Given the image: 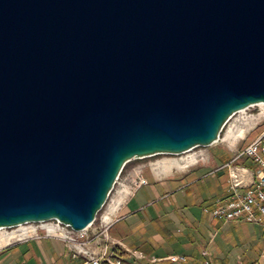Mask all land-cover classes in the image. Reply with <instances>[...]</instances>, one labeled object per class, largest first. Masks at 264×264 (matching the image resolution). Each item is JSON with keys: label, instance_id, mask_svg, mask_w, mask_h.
Here are the masks:
<instances>
[{"label": "water", "instance_id": "obj_1", "mask_svg": "<svg viewBox=\"0 0 264 264\" xmlns=\"http://www.w3.org/2000/svg\"><path fill=\"white\" fill-rule=\"evenodd\" d=\"M264 102V0H0V228L94 220L131 159Z\"/></svg>", "mask_w": 264, "mask_h": 264}, {"label": "crops", "instance_id": "obj_2", "mask_svg": "<svg viewBox=\"0 0 264 264\" xmlns=\"http://www.w3.org/2000/svg\"><path fill=\"white\" fill-rule=\"evenodd\" d=\"M222 161L208 170L201 164L193 166L184 173L165 176L164 180L156 168L144 173L143 184L119 205L118 215L109 229L111 243L119 252L122 264H200L199 251L205 245V232L211 235V230L218 232L229 224L246 223L223 225L202 213L203 206L209 207L226 191L228 175L224 164L227 160ZM256 226L257 234L264 237V226ZM132 249L157 260L154 263L139 260L131 254ZM172 253H183L186 258L182 262L171 261L167 256ZM233 261L236 264L239 258ZM0 264L89 262L84 257L73 256L61 239L41 235L0 246Z\"/></svg>", "mask_w": 264, "mask_h": 264}, {"label": "rangeland", "instance_id": "obj_3", "mask_svg": "<svg viewBox=\"0 0 264 264\" xmlns=\"http://www.w3.org/2000/svg\"><path fill=\"white\" fill-rule=\"evenodd\" d=\"M256 106L250 107L248 109V112H256L258 110V107ZM236 124L237 123H233L227 129V123L221 130L219 139L207 146H195L193 147V149L179 154H154L148 157L136 158L127 161L123 166L120 174L116 178L117 180L115 181L113 187L109 191L108 198L106 199L102 208L97 212L95 219L97 217L96 220H98V217L100 215L108 212L105 219H109L112 225L114 219L118 215L119 205L122 204L132 192L137 190V188L141 184H143V175L144 173H146V171L151 172L153 168H156L161 172V176L159 177L164 180L165 176L184 173L193 166H198L200 164L204 166L205 170H208V168L210 167H216L221 164L223 162L222 160L228 161L237 149L243 147V145H245L249 141V139L257 135L260 132L259 130L262 129V126H260L253 130L247 131V125ZM179 165L181 166L180 168ZM137 182H140L139 186L135 185V183ZM202 213L204 215L210 216L203 211V208ZM220 222L223 225L229 223H223L222 221ZM97 223L98 222L96 221V224ZM255 224L256 223L248 222L243 224H229L226 225L223 229L219 230V233L213 232L211 230V235L207 234V232L204 231L205 245L203 246L204 248L200 249L199 251L201 256L199 260L200 264H205V260L212 261L213 264H235L233 263V260L238 261V258L239 262H236V264H250L253 261L259 262V264H264V237L260 238V236L257 234L259 231H256L258 229L256 225L259 224ZM109 229L107 232V236L110 243L111 238L109 236ZM15 230L16 227L14 226L11 228H3L0 230V246L5 245L6 243L8 244L10 242H13L9 239V237L11 236L8 237V233H11ZM97 243L98 240L92 241L89 244L91 250L96 251V254L99 251V243ZM108 246L110 247L111 245ZM65 247L67 248L66 245ZM112 248V250H114V254L121 259L119 252L114 248L113 245ZM204 251L206 252L205 255L203 254ZM130 252L139 260L146 259L153 263L157 260V257L149 256V254L143 253L141 250L137 251L132 249ZM236 254H240L239 257L236 256ZM171 255H183L184 260L186 258L183 253H172L168 254L167 259H169V256ZM101 264L107 263L103 262ZM120 264L122 263L120 262Z\"/></svg>", "mask_w": 264, "mask_h": 264}, {"label": "built area", "instance_id": "obj_4", "mask_svg": "<svg viewBox=\"0 0 264 264\" xmlns=\"http://www.w3.org/2000/svg\"><path fill=\"white\" fill-rule=\"evenodd\" d=\"M235 112L228 120V127L237 122L246 124L248 130H253L262 126L260 132L237 149L233 156L224 164L227 170V186L222 196L216 197L211 205L203 207V211L219 221L256 223L264 226V105L258 107L256 112ZM226 123V124H227ZM243 161H249L248 164ZM136 186L140 182L135 183ZM108 212L93 220L89 227L76 231L68 224L61 223L53 218L48 221L25 222L27 232L22 234V230L16 227L18 240H25L26 237L41 235L57 237L61 239L73 256L80 255L90 264H120L121 259L112 250V241L109 243L107 236L111 225L105 218ZM96 221L98 222L96 224ZM52 226L49 229L47 226ZM13 227V226H11ZM10 227V228H11ZM7 229V228H5ZM89 231V232H88ZM91 231V232H90ZM104 239V240H103ZM98 240V252L91 250L89 244ZM108 245H111L110 247ZM205 255L206 252L204 251ZM171 261H182L184 256H169ZM205 264H213L212 261L205 260Z\"/></svg>", "mask_w": 264, "mask_h": 264}, {"label": "bare ground", "instance_id": "obj_5", "mask_svg": "<svg viewBox=\"0 0 264 264\" xmlns=\"http://www.w3.org/2000/svg\"><path fill=\"white\" fill-rule=\"evenodd\" d=\"M256 105H258V106H261V108H263V105H264V102H258V103H256V104H251V105H248V107L249 106H256ZM248 107H246V108H242V109H239V110H236V111H234V113L235 112H242L243 110H245V109H247ZM246 111V110H245ZM234 113L233 114H231L229 117H228V119L226 120V122L224 123V125L222 126V128H221V130L223 129V127L226 125V123L228 122V120H230L231 119V117L234 115ZM235 123H237V122H235ZM237 124H239L240 125V123H237ZM236 124V125H237ZM242 125V124H241ZM244 125H246V124H244ZM248 127V126H247ZM229 127H227V129H228ZM221 132V131H220ZM221 134V133H220ZM219 137H220V135H219ZM219 137H218V139H219ZM217 139V140H218ZM216 140V141H217ZM118 177V176H117ZM117 180V179H116ZM97 214V213H96ZM94 220H95V218H94ZM45 221H48V220H45ZM59 221V220H58ZM105 221L106 222H109L110 220L109 219H105ZM93 223V222H92ZM24 224V223H23ZM23 224H18V225H15V226H18L17 228H19V230H22V234L23 233H25V232H27V229H26V227L27 226H24ZM91 224V223H90ZM89 224V225H90ZM89 225L88 226H86L85 228H87V227H89ZM49 229H51L52 228V226L50 227L49 225L47 226ZM3 228H6V227H1L0 228V230L1 229H3ZM10 228V227H9ZM7 234V233H6ZM18 235H20V234H18V232H17V230H15V231H12L11 233H8V237L9 236H11V237H9V239L11 240V241H13L14 242V240L15 241H21V240H18L17 239V237L19 238L20 236H18ZM7 237V236H6ZM7 239V238H6ZM11 243V242H10Z\"/></svg>", "mask_w": 264, "mask_h": 264}, {"label": "trees", "instance_id": "obj_6", "mask_svg": "<svg viewBox=\"0 0 264 264\" xmlns=\"http://www.w3.org/2000/svg\"><path fill=\"white\" fill-rule=\"evenodd\" d=\"M243 163L248 164L249 162H248V161H243ZM250 264H259V262L253 261V262L250 263ZM260 264H261V263H260Z\"/></svg>", "mask_w": 264, "mask_h": 264}]
</instances>
